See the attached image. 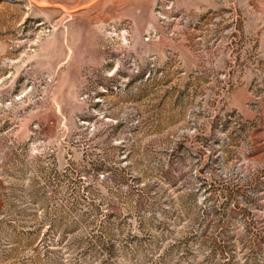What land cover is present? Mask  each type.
Wrapping results in <instances>:
<instances>
[{"label":"rangeland","instance_id":"obj_1","mask_svg":"<svg viewBox=\"0 0 264 264\" xmlns=\"http://www.w3.org/2000/svg\"><path fill=\"white\" fill-rule=\"evenodd\" d=\"M0 264H264V0H0Z\"/></svg>","mask_w":264,"mask_h":264}]
</instances>
